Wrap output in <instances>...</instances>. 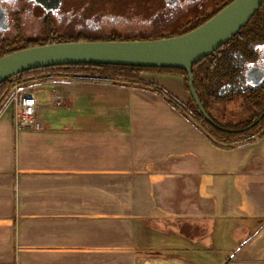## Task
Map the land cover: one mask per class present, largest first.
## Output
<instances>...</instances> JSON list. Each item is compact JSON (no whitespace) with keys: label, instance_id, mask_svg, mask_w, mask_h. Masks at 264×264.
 <instances>
[{"label":"crops","instance_id":"crops-1","mask_svg":"<svg viewBox=\"0 0 264 264\" xmlns=\"http://www.w3.org/2000/svg\"><path fill=\"white\" fill-rule=\"evenodd\" d=\"M143 78L15 84L41 128L0 110V264H264V134L222 141L180 73Z\"/></svg>","mask_w":264,"mask_h":264},{"label":"trees","instance_id":"trees-1","mask_svg":"<svg viewBox=\"0 0 264 264\" xmlns=\"http://www.w3.org/2000/svg\"><path fill=\"white\" fill-rule=\"evenodd\" d=\"M232 0H227L211 12H198L180 22L167 32H161L147 37H124L113 33L110 36L98 38L101 40H132L170 37L186 33L201 25ZM154 34V33H153ZM93 37L78 36L75 39L67 37L61 41L94 40ZM97 39V38H96ZM51 40L43 43L61 42ZM264 42V4L251 20L228 43L220 47L194 65L195 88L200 100L213 120L227 128H243L259 118L264 111V86L253 87L247 81V67L257 57L256 46ZM41 45L37 42L27 43L16 49H3L0 56L12 51ZM148 71H166L180 73L189 92V100L183 107L197 122L212 135L225 142H234L256 133L264 134V117L252 128L244 131H227L210 123L200 111L189 87V72L185 68L142 67L100 63H76L35 68L24 71L0 84V102L8 91L20 80L46 76V81L59 76L64 79L84 83H146L143 75ZM232 98L236 101L243 98L238 112H230L229 105ZM243 115L244 119L235 121V116Z\"/></svg>","mask_w":264,"mask_h":264},{"label":"water","instance_id":"water-1","mask_svg":"<svg viewBox=\"0 0 264 264\" xmlns=\"http://www.w3.org/2000/svg\"><path fill=\"white\" fill-rule=\"evenodd\" d=\"M38 1L44 3L43 0ZM263 4L264 0H232L201 25L176 36L132 40L61 41L18 49L0 56V84L27 70L76 63L185 68L189 72L191 94L210 123L232 132L248 130L262 120L264 111L257 120L243 128L219 125L200 100L195 88L194 65L228 43ZM261 80L260 76L254 79L250 69L247 81L256 85ZM12 96L13 93L7 103Z\"/></svg>","mask_w":264,"mask_h":264},{"label":"flooded vegetation","instance_id":"flooded-vegetation-1","mask_svg":"<svg viewBox=\"0 0 264 264\" xmlns=\"http://www.w3.org/2000/svg\"><path fill=\"white\" fill-rule=\"evenodd\" d=\"M43 1L44 3H41L38 0H0V51H3V49H16L18 47L24 46L27 43L37 42L39 44H43L51 40L61 41L67 37L75 39L76 37L85 34L83 32L84 25L80 23L81 27H77L75 22H73L74 20L72 17H78V19L81 20L83 16L86 18H91L92 15H95L96 17L101 18L102 16L104 17V15H107L108 12L99 10L97 8L95 9V2H93L94 0L85 2L86 4H92L91 8L87 7V9H85L86 7L84 6L85 3L83 0L70 4L68 2L69 0H61L60 2H57V0ZM152 1L153 2L151 6L155 7V18L164 13H169L171 15H177V19H179L186 15V13H189V10L191 9H202L200 6H194L196 3H199V1H201L203 6L206 7L207 5L205 2L208 0ZM225 1L227 0H220L219 2L215 1L213 3L217 8L220 6V4L225 3ZM111 3H116V5H118L123 3V0H109V3L107 4L109 10H111V7L114 6ZM79 4L81 5L80 7ZM205 9L201 11L197 10L193 15L198 12H211L214 10L213 9L210 11L208 8L206 10ZM84 10L85 14H82ZM78 11H81L83 16L74 14ZM27 17L40 20L42 29L34 36H28V28L24 26L23 21ZM99 26L100 25H93L91 27L87 25L86 28L98 30L97 27ZM256 51V59L252 61L247 67V74L251 69L254 79H256L258 76L262 77L261 82L257 83L256 85L248 82L249 85L255 88L264 86V42L257 44Z\"/></svg>","mask_w":264,"mask_h":264},{"label":"rangeland","instance_id":"rangeland-1","mask_svg":"<svg viewBox=\"0 0 264 264\" xmlns=\"http://www.w3.org/2000/svg\"><path fill=\"white\" fill-rule=\"evenodd\" d=\"M77 1L81 0H69L70 3H75ZM89 0H83V2H87ZM219 2L220 0H208L206 1V7L203 6L202 2L199 1V3H196L194 6H200L202 9L199 10V8H194L189 10V13H186L183 17L177 19V15H171V14H162L159 17L155 18V7L151 6L152 0H123V3H120L116 5V3H111L114 5L111 7L112 9H108V3L109 0H94L95 2V9L99 10H104L107 12V15L102 16L101 18L96 17L95 15H92L91 18L84 17L82 14H85V10L82 12L78 11L75 12V15H82L83 18L81 20L78 19V17H72L73 22H75L77 27H81L82 23L84 26L83 32L85 33L84 35L81 36H86V37H93V38H102L104 36H110L111 34H120L123 35L124 37H136V38H141V37H147L150 35H156L161 32H167L180 22L186 21L187 18L191 17L195 11H201L204 10L205 8L208 10H213L216 8V5L213 2ZM92 2V3H93ZM201 2V3H200ZM92 4H84L86 7L85 9L91 8ZM81 5L79 4V7ZM187 6V5H186ZM185 7V6H184ZM205 9V10H206ZM68 13V12H67ZM73 14V15H74ZM72 15V14H70ZM24 26L28 28V36H34L35 34L39 33L42 29V26L40 24V20H37L32 17H27L23 21ZM93 26V25H100L97 27L98 30H93V29H87L86 26ZM101 29V30H100ZM100 30V31H99ZM154 33V34H153ZM174 87L176 86L175 82H171ZM11 90V89H10ZM10 90L8 91L7 94H9ZM174 93V95L178 96L176 90H170ZM176 96H173L177 101H180L179 98ZM6 97V96H5ZM4 97V98H5ZM3 98V99H4ZM5 100V99H4ZM3 100V101H4ZM243 102V98H238L236 101L234 98H232L230 105L228 106L230 112H238L240 109V105ZM180 103V102H179ZM30 128V127H27Z\"/></svg>","mask_w":264,"mask_h":264},{"label":"built area","instance_id":"built-area-1","mask_svg":"<svg viewBox=\"0 0 264 264\" xmlns=\"http://www.w3.org/2000/svg\"><path fill=\"white\" fill-rule=\"evenodd\" d=\"M15 86V85H14ZM12 87L9 94L0 102V110L3 106H7L10 103L16 105V114H15V125L17 128H33L40 129L41 122L38 116V102L34 90L30 88H18ZM13 96L11 100L7 103V99ZM61 99V96L58 95L55 97L54 101L57 102Z\"/></svg>","mask_w":264,"mask_h":264}]
</instances>
